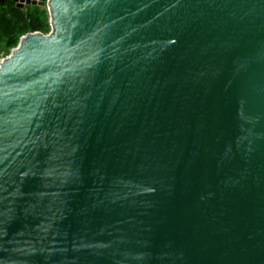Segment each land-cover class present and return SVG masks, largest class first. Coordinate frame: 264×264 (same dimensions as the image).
<instances>
[{"label": "water", "instance_id": "water-1", "mask_svg": "<svg viewBox=\"0 0 264 264\" xmlns=\"http://www.w3.org/2000/svg\"><path fill=\"white\" fill-rule=\"evenodd\" d=\"M46 4L0 59V264H264V0Z\"/></svg>", "mask_w": 264, "mask_h": 264}, {"label": "trees", "instance_id": "trees-1", "mask_svg": "<svg viewBox=\"0 0 264 264\" xmlns=\"http://www.w3.org/2000/svg\"><path fill=\"white\" fill-rule=\"evenodd\" d=\"M48 17V10L38 4L21 6L15 0H0V55L9 52L24 33L34 30L46 32Z\"/></svg>", "mask_w": 264, "mask_h": 264}, {"label": "rangeland", "instance_id": "rangeland-1", "mask_svg": "<svg viewBox=\"0 0 264 264\" xmlns=\"http://www.w3.org/2000/svg\"><path fill=\"white\" fill-rule=\"evenodd\" d=\"M16 1V3L18 4V5H21V6H23V5H25L27 2L26 1H20V0H15ZM46 2H47V0H38V5L40 6V7H43V8H46L47 9V4H46ZM33 4V3H32ZM48 25H49V28H48V30L46 31V32H48L49 30H50V28H51V26H50V22H49V17H48ZM10 52V51H9ZM9 52H3L1 55H0V59L2 58V57H4V56H6Z\"/></svg>", "mask_w": 264, "mask_h": 264}]
</instances>
